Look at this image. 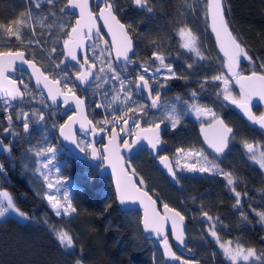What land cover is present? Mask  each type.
Masks as SVG:
<instances>
[{
	"label": "snow or ice",
	"instance_id": "obj_1",
	"mask_svg": "<svg viewBox=\"0 0 264 264\" xmlns=\"http://www.w3.org/2000/svg\"><path fill=\"white\" fill-rule=\"evenodd\" d=\"M25 2L26 13L22 12L18 18L11 20L8 24L0 23V112L9 113L5 117L8 127L3 129L4 133L13 137V143L23 135L24 141L29 145L26 152L22 154V170L26 173L31 172L35 179L41 181L42 190L37 195L47 202L55 216L72 218L77 214L78 209L74 206L73 197L62 177L61 162L56 156L57 149L53 146H41L46 144L48 139L43 131L46 127L45 113L40 110H32L30 115L28 111L20 108L19 111L14 112V115L15 120L22 123L23 133L14 130L12 114L14 108L23 104L26 97L32 96L29 85L20 80V84L23 85L22 91L17 86V80L11 75V73L17 71H25L24 65L31 69L30 75L35 78L37 87L42 85L40 95L43 97L46 92V101L51 102L49 104L42 101L44 107L52 110L50 114H59L62 110L67 116L64 123L58 126L59 135L64 140L74 144L85 157L90 155L93 160L107 162V165L111 167L112 175L115 177L118 203L121 206L129 203H139L143 209L140 220L142 230L149 239L162 247L165 258L178 261L179 264H199L198 261L183 259L173 251V247L169 242V233H171L179 247L187 248L185 242V216L162 200L160 201L163 207L161 212L157 207V201L160 200L159 195L156 199H153L148 191L138 186L145 184L143 178L134 181L128 175L120 145L117 143L118 138L123 143L124 150L129 152L139 147L143 141H146V146L157 154L159 162L176 184L180 183L179 172L222 177L226 181L225 188L235 197L233 209L239 211L242 223H250L247 213L242 210V195L247 197V192L242 194L241 191H238L236 187L239 183L238 177L232 171H225L217 162V159L226 153L230 141L235 139L233 128L229 127L224 119L211 108L199 103V93L196 90L190 92V100H182L180 96L175 98L183 105L182 108L176 104L167 105L161 102L162 90L167 86V81L170 79H183L184 77L179 75L171 64L165 62L166 56L160 50L156 41L152 42L154 48L152 58H154L153 62L158 61L159 64L154 70H151L147 63L141 64L136 76H131L129 66L134 63L129 55L134 51L133 37L130 34L131 25L121 23L118 19L117 0H96V8L99 9L98 15L91 10L90 0H67L66 4L59 9V20L55 25L52 23L46 24L45 21L49 17H52L54 21L56 20L57 13L54 9L59 0H25ZM130 2L137 9L147 14H153L154 12L150 0H130ZM44 5L51 6L47 13L42 11ZM33 8L37 11L33 12ZM197 8L203 12L205 19L210 21L211 31L215 34L216 42L224 56V66L231 73V76L215 75L210 80L204 77L198 81L200 92H203L209 83L213 87H219L216 82H222L223 88L216 92L217 97L222 95L225 101H230L240 108L250 122L264 129V115L255 116L250 107L254 96L258 97L259 100H264V74L253 70L251 75L244 76L236 71L241 59L252 64L253 69L257 67V61L249 55L246 45L240 40L239 36L230 30L227 13L231 9L228 7L226 0H196L195 3H191L190 0H183L178 13L191 15L196 12ZM72 19H75V24L71 23ZM101 20L112 37L111 45H108V42L105 41L107 47L104 48L99 46L102 37L97 21ZM178 23L180 26L176 29V35L180 38L179 47L198 58V60L193 59L191 63L186 62L187 70H192L195 64L207 60L208 57L202 51L197 35L182 21H178ZM37 24L41 28L47 29H52L55 26L56 32L51 35L57 44L61 41V34L66 37L63 38L62 48L60 49L63 59L59 63L52 61V54L58 51L53 46L47 52V59L50 63L44 70H41L44 67L43 65L37 66V58L34 54H32V58H26L25 50H21V47L14 49L11 44L12 38H14L25 49L31 48L34 44L43 48L34 27ZM25 28L32 29L31 37L22 31ZM67 29H70V31ZM40 34L45 35L47 33L41 32ZM4 36L8 38L7 41H4ZM113 48L115 51L114 58L112 55ZM89 51L92 53L91 56L88 55ZM44 56L45 53L41 52V58H44ZM69 64L73 69L71 74L68 71ZM258 66L264 69V60H261ZM52 68L59 69V71L55 73L54 77L50 78L45 73ZM162 69L166 70L163 83L160 82ZM125 73H128V75H125ZM232 78L239 85V99L232 95L229 88ZM108 84H111L113 89L111 100H107L109 92L105 89L101 95L106 102H96L95 105L97 109L103 108L105 112H108V116L96 121L94 125L93 121L88 120L84 113L85 98L77 95V88L82 85L89 89L95 88L98 90ZM121 93H123V97H121ZM96 94L97 92L93 91V95ZM140 95H144L145 100L150 101V103L138 102L134 97ZM109 109H111V112H109ZM153 109L157 110L158 114L154 113L150 116L149 112ZM70 112L73 114L69 115ZM188 115L194 116L198 121L210 118L207 126L201 123L200 127L205 142L215 153L213 159H210L202 149L196 150L194 148L178 147L173 154V158L159 154L165 146L162 133L166 130L176 131L178 126L182 124L184 117ZM129 121H131V124H129ZM141 121L148 126L141 127ZM76 123L80 124V130L85 135H91L93 138L99 137L96 140L98 143L103 142L101 133L111 132V137L104 147L103 154L94 146L93 142L77 139L73 132V125ZM96 125H99V127L97 128ZM30 126H39L42 129L40 133L41 140L36 145L32 144ZM52 127L56 128L57 125L53 123ZM206 127L214 129V135L211 138L205 131ZM120 133H127L129 136H134L135 139L130 142L120 136ZM242 145L248 159L264 171V145L248 140L242 141ZM0 153L7 154L12 166H15L11 154V145L6 146L0 140ZM33 154L35 159H33ZM63 164L66 166L67 161H64ZM133 175H135L134 170ZM0 178L7 179L3 163H0ZM192 199L195 200V197ZM249 208L258 217V223L264 226V208L258 210L252 207L251 204ZM9 210L14 212L21 221L31 222L32 220L31 217L15 206L13 197L9 192L0 190V217H4ZM201 219L208 223V234L214 239L230 264H238L241 261L247 264L250 258L264 264V254H257L254 247H245L239 239L222 241L219 229L221 227L226 228L227 225H224L219 216L213 217L209 214V211L203 210L202 206ZM44 223L49 227V231L65 254H74L76 238L72 232L63 227L49 225L47 217H45ZM187 250L191 252V248H187ZM82 253L83 248L81 247V256ZM75 264H83L82 258H78ZM153 264H156L155 256H153Z\"/></svg>",
	"mask_w": 264,
	"mask_h": 264
},
{
	"label": "trees",
	"instance_id": "obj_2",
	"mask_svg": "<svg viewBox=\"0 0 264 264\" xmlns=\"http://www.w3.org/2000/svg\"><path fill=\"white\" fill-rule=\"evenodd\" d=\"M66 2L67 0H59L56 5L54 10L58 18L59 9ZM182 2L183 0H150L154 12L147 14L137 9L130 0H117V16L124 24L131 25L130 34L136 44L134 64L147 63L150 69H155L159 62H153L152 42L156 41L166 56L165 62L171 64L174 70L184 77L168 80L167 94L189 100L190 92L196 90L199 93V103L212 108L234 129L235 139L230 144L231 148L227 156L219 157L217 162L225 171H232L238 177L237 190L242 194L247 192V197L242 195V210L247 213L250 223H242L239 211L233 209L235 197L225 188L226 181L222 177L184 176L182 178L178 175L180 183L173 185L157 168L155 159L144 148L137 156L129 160L130 168L136 172L139 179L143 178L147 182V191L152 196L159 195L160 201L168 203L170 207L180 211L186 217L189 242L192 237H196L194 233L199 230L203 232L204 241L191 246L195 258H199V264H230L214 239L208 234V223L201 219V206L213 217L219 216L224 225H227L226 228L219 229L222 241L239 239L245 247H254L257 254H264V226L258 223V217L249 208L250 204L258 210L264 208V171L248 159L242 145L244 140L264 145V133L251 128L239 112L223 99L222 95L217 97L216 92L222 89V82H216L219 87H213L209 83L204 91L200 92L198 81L204 77L210 80L212 76L220 74L231 76V73L224 66V59L216 49L208 20L205 19L203 12L197 8L194 14H179L178 9ZM190 2L195 3L196 0H190ZM226 2L231 9L227 13V18L232 32L239 36L246 45L249 55L257 61V67L253 69L252 64L241 59V73L251 74L255 70L264 74V69L258 66L259 62L264 60V0H226ZM50 7L44 5L42 11L47 13ZM26 11L25 0H0V23L8 24ZM36 11L33 8V12ZM74 21L75 19H72L71 23L74 24ZM178 21H182L197 35L200 47L208 57L207 60L195 64L192 70H187L186 62L191 63L193 59L198 60V58L179 47L180 38L176 35V29L180 26ZM45 23L49 24L52 21L48 19ZM34 27L43 48L34 44L31 48L25 49L14 38L11 44L14 49L21 47V50H25L27 58H32L34 54L37 58V66L43 65L44 70L50 63L47 52L54 46L51 34L56 32L54 30L56 27L47 29L41 28L38 24ZM22 31L31 37V28H25ZM41 32L47 34L41 35ZM3 39L8 40L6 36ZM55 47L58 51L52 54V60L59 63L63 59L60 53L62 45ZM41 52L45 53L44 58H41ZM54 72L53 69L46 71L51 78L55 75ZM20 78L29 85V89L36 98L26 99L23 104L14 108L12 113L14 130L23 133L22 123L15 120L14 112L27 107L30 115L33 108H43V112L47 114L46 121L49 119L52 124L55 123L57 132L59 124H62L59 120L60 116L50 114L51 110L44 107L42 101H47L33 89L27 75L21 74ZM233 92L239 99L240 91L236 85L233 87ZM253 111L258 115L264 114V110L257 105L253 107ZM8 114L2 113L0 117V140L6 146L11 145L15 166H12L7 154L0 153V163L4 164L7 174L6 180L0 178V190L9 192L15 206L32 220L23 223L9 217L0 221V264H75L78 258H82L83 264H153V256L156 257V264H166L161 248L154 242L147 241L142 234L141 213L120 210L116 203L111 178L102 177L98 169L76 160L67 152V149L66 152H60L59 156V161L62 163L61 174L63 179H71L76 185L72 195L73 204L78 212L72 218L55 216L47 202L37 195L42 190L41 181L35 179L31 172L26 173L22 170V154L29 147L23 135L13 143V137L6 135L3 131L8 127L5 119ZM198 127L199 125L189 116L184 117L176 131H169L166 134L163 153L172 158L178 147L197 148L202 149L210 159H213L215 156L203 146ZM34 128L35 126H30L32 136ZM64 161H67L66 166L63 164ZM193 197L195 200L192 199ZM160 204L162 205L161 202ZM45 217L49 225L63 227L72 232L76 238L74 254H65L49 231V227L44 223ZM190 243L187 248H190ZM81 247L83 248L82 256ZM186 251L188 252L187 249ZM187 252L182 255L183 259L188 260ZM251 264H262V262L255 261Z\"/></svg>",
	"mask_w": 264,
	"mask_h": 264
},
{
	"label": "water",
	"instance_id": "obj_3",
	"mask_svg": "<svg viewBox=\"0 0 264 264\" xmlns=\"http://www.w3.org/2000/svg\"><path fill=\"white\" fill-rule=\"evenodd\" d=\"M95 2H96V0H90V8H91V10L93 9V6H94ZM77 11H78V10H77ZM121 23H123V22H121ZM97 25H98V27H99L101 30H103V33L106 35V39H107L108 43L111 45V43H112V37H111V35L108 33L107 28L103 26V21H102V20H101V21H97ZM208 26H209V29L211 30V27H210V21H208ZM230 30H231V28H230ZM231 31H232V30H231ZM211 34H212V37H213V39H214V41H215V46H216V49H218V53H219V55L224 59L223 53L220 51L219 46H218V44H217V42H216L215 34H214L212 31H211ZM133 44H134V51H133L132 53L129 54L131 57H134V55L136 54V53H135V51H136V44H135L134 42H133ZM79 54H80V53H79V50H78V55H79ZM113 54H114V56H115L114 48H113ZM25 55H26V54H25ZM26 58H27V56H26ZM23 67H24L26 70L23 71V72H21V73H24V74H26V75L28 76L29 80L32 81V84H33V86H34V89H35L37 92L40 93L41 90H42V85H41L40 87H37V85H36V83H35V78H34V77H31V75H30V74H31V69H28L26 65H24ZM38 67H39V66H38ZM41 70H43V69H41ZM236 71H238L241 75H244V76L251 75V74H244V73L242 74V73H241V70H240V64H239V67L236 69ZM19 73H20V71H17V72L11 73L12 77L15 78V79L17 80V86H18V87H20V85H19V80H18ZM236 86H237V88H238L239 91H240L239 85L236 84ZM20 88H21V87H20ZM44 98H45V100H46V92H45V96H44ZM251 101L253 102V105H254V106L257 105V106L261 107V108L264 110V100H259L258 97L254 96V97L252 98ZM227 102H229L230 105H231L233 108H235V110H236L237 112H239V114L242 116V118L244 119V121H246V123H248L249 126H250L251 128H253V129H258L260 132H263V133H264V129H261V128L259 127V125H254L252 122H250V121L247 119V116L243 113V111H242L240 108H238L236 105H233L230 101H227ZM47 103L50 104L51 102H50V101H47ZM250 107H251V111H252V113H253L255 116H257V117L260 116V115H258L255 111H253V106H252L251 104H250ZM154 110H155V109H154ZM84 113H85V115L87 116V119L90 120L89 117H88V109H86V106H84ZM63 115H65V114H63ZM263 115H264V114H263ZM224 121H225V120H224ZM225 123H226V122H225ZM226 124H227V123H226ZM205 125L207 126L208 124H205ZM227 125H228V124H227ZM228 126H229V125H228ZM86 127H87V125H86ZM162 127H163V126H162ZM229 127H230V126H229ZM233 130H234V129H233ZM205 131L207 132V135H208L210 138L214 135V129H213L212 127H206ZM73 132L75 133L77 139H78V133H81V135H82L84 138H90V140L94 143V146L97 148V145H98L99 143L96 142V140H98L99 137L93 138L91 135H85L84 132H82V131L80 130V124H79V123H76L75 125H73ZM234 133H235V132H234ZM124 134H125V136H129L127 133H124ZM100 135H102V136L104 137V136H105V132H104V133H101ZM199 135H200V138H201V140H202L203 146H205V148H206L211 154H213V155L215 156V153H213L212 149H210V148L208 147L207 143H206L205 140H204V134L201 132V127H200V129H199ZM110 137H111V135L107 137L105 146L108 144V141H109ZM59 138H60V140H61V142H62V145H63L65 148L68 149V151L72 154V156H74L76 159H79V160H83V161H86V160H87V157H85L84 154L80 153V152H79V149H78L74 144H72L70 141H66V140H64L63 137H61L60 135H59ZM133 139H135V137H134ZM231 142H232V140H231L230 143H229V148L226 150V153L223 154L222 156H220L221 158H225V157L227 156L226 154L229 152V150H230V148H231V145H230ZM117 143L120 145L121 154H122L123 157H124L125 168H126V171L128 172V175H129L134 181H138V178L136 177V175H133V171H132V169L130 168V162H129V160L132 159V158H134L135 156H137L143 148L148 149V152H149L150 156H152V157H154V158H157V154H156V153H153V152H152V151L146 146V144H147L146 141H143L139 147L134 148V150H132L131 152H129V151H125V150H124V147H123V145H122V142L119 140V138H118V140H117ZM105 146H104V147H105ZM104 147H102V149H101V151H102L101 153H102V154H103ZM159 154H161V150H160V153H159ZM157 159H158V158H157ZM90 162H91V165H92L93 167H95V168H98V167H99V172H100V174H101L102 177H109V178H111V181L113 182L114 193H115V195H116L115 177L112 175L111 167L107 165V162H106V161L101 162V161H99V160H93V159H91ZM98 165H99V166H98ZM100 165H101V166H100ZM156 166H157L158 169H160V171H161L162 173H164V175L167 177V179H169L170 183L174 185L175 182L173 181V179L171 178V176L169 175V173L167 172V170H166V169L163 167V165L159 162V160H157V162H156ZM138 186L140 187V185H138ZM143 190H145V189H143ZM145 191H146V190H145ZM148 193H149V191H148ZM149 195L152 196L150 193H149ZM152 197H153V199H156V198H157V197H154V196H152ZM116 203H118V201H117V197H116ZM118 206H119L120 210L123 211V212H133V211H134V212H139V213H141V215H143V209H142V207L139 205V203H136V204L129 203V204L125 205V206H121V205L118 203ZM157 207H158V209H159L161 212L163 211V207H162V205L160 204V200L157 201ZM177 211H178V210H177ZM184 223H185V226H186V228H185V242H186L187 247H188V245H189L190 242H189L188 234H187L188 221H187L186 217H185V221H184ZM141 230H142V225H141ZM142 234H144V238H145L147 241L153 242L151 239H149V238L147 237V234L144 233L143 230H142ZM169 236H170V239H171V245H172V247H173V251H175V252L177 253V255H180V256L182 257V255L185 254V251H186L187 248L179 247V246L177 245V243L175 242V240H174L173 236L171 235V233H169ZM155 244H157V245L161 248V250H162V247H161L158 243H155ZM162 254H163V250H162ZM164 258H165V257H164ZM182 258H183V257H182ZM165 262H166V264H179L178 261H171V260H169V259H167V258H165Z\"/></svg>",
	"mask_w": 264,
	"mask_h": 264
},
{
	"label": "rangeland",
	"instance_id": "obj_4",
	"mask_svg": "<svg viewBox=\"0 0 264 264\" xmlns=\"http://www.w3.org/2000/svg\"><path fill=\"white\" fill-rule=\"evenodd\" d=\"M49 19L52 21V23L55 25L57 22H58V20H59V18L57 17L56 18V20L54 21L53 20V18L52 17H49ZM55 27V26H54ZM54 30H56V29H54ZM68 30V29H67ZM61 37H62V34H61ZM63 38V37H62ZM61 42H62V40H61ZM59 43V44H57V43H55V41L54 40H52V43H53V45L54 46H60V45H62V43ZM105 41H103V42H100V47H102V46H105V43H104ZM207 46V45H206ZM53 61V60H52ZM134 66V65H133ZM137 66V64H135V67ZM140 66V65H139ZM53 70H55V72H57V71H59V69H54V68H52ZM139 70V67L138 68H136V70H135V75L137 74V71ZM151 70H153V69H151ZM166 74V70H164V69H162L161 70V73H160V80H163V76ZM97 83H99V82H97ZM110 84H108V86H109ZM234 85H236V82H235V79L234 78H232L231 80H230V84H229V88L231 89V92H232V95L234 96V92H233V87H234ZM107 85H105L104 87H106ZM222 88H223V84H222ZM98 90H100V89H98ZM104 92V91H103ZM101 95V94H100ZM99 95V97H97L98 98V102H106L105 101V98L103 97V96H100ZM34 97V98H33ZM121 97H123V93H121ZM36 98V95H34L33 93H32V96H30V97H26L25 98V100L26 99H35ZM135 98V97H134ZM135 99H137V98H135ZM107 100L108 101H110L111 100V97H107ZM138 100V102H141V103H143L142 101H140L139 99H137ZM189 100H190V96H189ZM165 104H167V105H171V104H176L178 107H183V105L179 102V101H177L176 99H174L172 96L169 98V100L168 101H166L165 102ZM251 104H253V102L251 101ZM29 108H25V109H23V110H25V111H29L28 110ZM30 109H32V108H30ZM32 110H40V111H43V108L42 109H38V108H33ZM102 112H103V114H104V117H103V119L106 117V116H108V112H105L104 111V109L103 108H101L100 109ZM214 111V110H213ZM109 112H111V109H109ZM215 112V111H214ZM2 113H4V112H0V117H1V114ZM30 113V112H29ZM45 115H47V114H45ZM130 115H131V113H130ZM191 119H193L196 123H209L210 122V118H205V119H203L202 121H198V120H196L195 119V117L194 116H192V115H188ZM47 118V117H46ZM46 118H45V124H46V127L43 129V131L45 132V134L47 135V143L46 144H42L41 146H44V147H47V146H53V147H55L56 149H57V152H56V156H57V158H58V160H59V156H60V152H63V151H65L66 152V150H65V148L61 145V142H59V140H58V138H57V134H56V132H55V128H53L52 127V123L49 121V119H47V121H46ZM41 131H42V129L39 127V126H35V128H34V131L32 132L33 133V136H32V141H34L33 142V145H36L37 144V142L38 141H40L41 140V135H40V133H41ZM137 131H138V129H137ZM130 137H132V136H130ZM79 140H84L83 138H80ZM85 141V140H84ZM194 149H196V150H199V149H197V148H194ZM68 151V150H67ZM172 158H173V155H172ZM33 159H35V157H34V154H33ZM253 163V162H252ZM256 165V164H255ZM61 168H62V163H61ZM55 175V174H54ZM135 175H136V177L138 178V175L136 174V172H135ZM178 175L180 176V177H182V178H184V176L185 177H190V178H195V177H197V178H205V177H209V175L208 174H203V175H201V174H192V173H186V172H179L178 173ZM65 181H66V186L69 188V191H70V194H71V196L73 197V190L75 189V184H73V181L71 180V179H64ZM138 180H139V178H138ZM140 187L141 188H143V189H145L146 191L148 190V185H147V182L145 181V184L144 185H140ZM5 206H6V202H5ZM9 217H11V218H14V219H18V220H20L19 219V217L14 213V212H12L11 210H9V212L8 213H6V215L4 216V217H0V221L1 220H5V218H9ZM68 218V217H67ZM21 221V220H20ZM21 222H23V223H25V222H27V221H21ZM194 236H196V237H192V239H191V245H190V248H191V246H194L195 244H198V243H201V242H203L204 241V238H203V232L202 231H200L199 230V232H197V233H194ZM169 242H170V244H171V241H170V236H169ZM222 251V250H221ZM187 252V251H186ZM185 252V253H186ZM187 258H188V260H195V261H198V259L197 258H195V254L194 253H192V250H191V252H187ZM194 258V259H193ZM199 262V261H198ZM252 262H255V260H254V258H250V261L249 262H247V264H251ZM238 264H245V262H238Z\"/></svg>",
	"mask_w": 264,
	"mask_h": 264
},
{
	"label": "flooded vegetation",
	"instance_id": "obj_5",
	"mask_svg": "<svg viewBox=\"0 0 264 264\" xmlns=\"http://www.w3.org/2000/svg\"><path fill=\"white\" fill-rule=\"evenodd\" d=\"M92 11L95 13V14H99V9L98 8H96V2H95V4H94V6H93V9H92ZM74 24H75V21H74ZM100 33H101V37H102V39H101V41L100 42H103V41H107V39H106V35L103 33V30H101L100 29ZM108 42V41H107ZM88 43H90V42H88ZM108 45H110L109 43H108ZM104 47H107V45H105V46H102L101 48H104ZM136 52V51H135ZM88 55L89 56H91L92 55V53H91V51H89L88 52ZM112 55H113V58H114V54L112 53ZM136 55V54H135ZM135 55H134V57H132V59H133V61H134V63L136 62L134 59H135ZM63 57V56H62ZM132 64V65H130L129 66V72L131 73V76L132 77H135L136 75H135V70H136V68H138L139 67V65H137L136 67H135V64ZM134 65V66H133ZM68 71H69V73L71 74L72 73V71H73V69H72V67H71V64H69V67H68ZM56 72H54L53 74H55ZM21 74H24V73H19V76H18V80H19V85H20V87H21V90L23 91V88H22V85L20 84V80H21V78H20V75ZM46 75H48L47 73H45ZM26 75V74H25ZM125 75H128V73H125ZM55 75H53V77H54ZM51 78V77H50ZM73 79H74V76H73ZM160 82L161 83H163L164 81L163 80H160ZM31 84H32V81H31ZM32 86H33V84H32ZM117 87H118V85H117ZM33 89H34V86H33ZM105 89H107L108 90V92H109V97H111V95L113 94V89H112V85L110 84L109 86L107 85L106 87H104V88H101L100 90H97V89H95V88H92V89H89V88H87V87H85V86H78V88H77V95H79L80 97H82V98H85V106H86V109H88V117H89V119L91 120V121H93V124L95 125V122L96 121H100V120H102L103 119V117H104V114H103V112L100 110V109H97L96 108V102H98V98L97 97H99V95L101 94V93H103V91H105ZM35 90V89H34ZM36 91V90H35ZM93 91H96L97 92V94L96 95H93ZM37 92V91H36ZM37 93H39V92H37ZM40 94V93H39ZM100 96H102V95H100ZM44 97V96H43ZM171 96L170 95H168L167 94V86L162 90V95H161V102L162 103H165L166 101H168L169 100V98H170ZM174 99L177 97V96H172ZM135 98H137V99H139L140 101H142L143 103H150V101H146L145 100V96L144 95H140V96H135ZM253 107H254V105L253 104H251ZM209 108V107H208ZM212 109V108H211ZM51 110V109H50ZM213 110V109H212ZM52 111V110H51ZM154 113H157V110H151L150 112H149V115L151 116V115H153ZM64 113H63V111L61 110L60 112H59V114H56V115H59L60 117V119L59 120H61L62 122L61 123H64V121L67 119V116L66 115H63ZM69 115H71V114H73V113H68ZM158 114V113H157ZM195 122V121H194ZM141 123V127H147L148 125H146L143 121H141L140 122ZM196 123V122H195ZM129 124H131V121H129ZM204 124H209V123H204ZM197 125H199V127H198V132H199V129H200V125H201V123H197ZM97 126V128L99 127V125H96ZM163 126V125H162ZM31 130V129H30ZM117 131H119V129H117ZM56 132V131H55ZM168 132L169 131H164L163 133H162V139L163 140H165V136H166V134H168ZM56 134H57V138L59 137V132L57 131L56 132ZM80 135V136H79ZM111 135V132L110 131H106L105 132V136L103 137V142L102 143H99L98 145H97V149L100 151V153L102 152L101 151V149H102V147H104L105 146V144H106V139H107V137L108 136H110ZM120 136H122L124 139H126V140H129L130 142H131V140H133V138H134V136H132V137H130V136H125V134L124 133H120ZM80 138H83L86 142L87 141H91L90 140V138H84L82 135H81V133H78V140L80 139ZM168 138H170V137H168ZM60 138H58V140H59ZM59 142H61V140H59ZM92 142V141H91ZM61 145H62V142H61ZM122 145H123V143H122ZM63 146V145H62ZM64 147V146H63ZM65 148V147H64ZM67 148H65V150H66ZM145 149V148H144ZM68 150V149H67ZM143 150V149H142ZM141 150V151H142ZM146 150H148V149H146ZM140 151V152H141ZM71 156H72V154L69 152V151H67ZM102 154V153H101ZM161 155H166V154H164L163 153V148L161 149ZM73 158H75L74 156H72ZM152 157V156H151ZM170 157V156H169ZM153 159H155V163L157 162V158H154V157H152ZM76 159V158H75ZM77 160V159H76ZM79 160V159H78ZM79 161H81V162H84V163H86L87 165H89V166H92L91 165V157H90V155L87 157V160L86 161H83V160H79ZM101 166V165H100ZM93 167V166H92ZM95 168V167H94ZM96 169H98V171H99V167L98 168H96ZM164 174V173H163Z\"/></svg>",
	"mask_w": 264,
	"mask_h": 264
},
{
	"label": "bare ground",
	"instance_id": "obj_6",
	"mask_svg": "<svg viewBox=\"0 0 264 264\" xmlns=\"http://www.w3.org/2000/svg\"><path fill=\"white\" fill-rule=\"evenodd\" d=\"M80 136V135H79ZM59 138V137H58ZM60 140V139H59Z\"/></svg>",
	"mask_w": 264,
	"mask_h": 264
}]
</instances>
